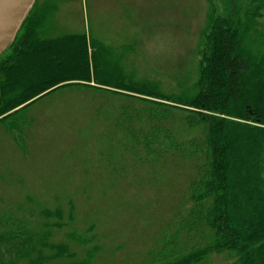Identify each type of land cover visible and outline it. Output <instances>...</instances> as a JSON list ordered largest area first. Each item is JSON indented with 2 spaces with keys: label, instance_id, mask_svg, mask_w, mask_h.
Instances as JSON below:
<instances>
[{
  "label": "rangeland",
  "instance_id": "rangeland-1",
  "mask_svg": "<svg viewBox=\"0 0 264 264\" xmlns=\"http://www.w3.org/2000/svg\"><path fill=\"white\" fill-rule=\"evenodd\" d=\"M231 1L48 0L54 10L45 31L51 37L86 34L90 55L103 66L89 84L110 87L102 84L110 79L103 71H113L110 84L120 90L161 100L185 98L198 90L203 51L220 17H235L251 52L264 55V0H239L238 15ZM113 97L66 86L0 120V213L15 218L0 223V252L7 258L16 255L11 242L23 221L33 234L46 231L50 241L70 244L78 258L84 248L70 235H84L94 225L88 234H97L92 244L102 249L93 264H148L157 240L185 210L189 162L141 159L124 148L123 132L108 121L114 113L107 105L99 109L105 99L119 100ZM133 122L137 129L149 124ZM57 207L65 211V225L45 227L43 211ZM230 260L213 254L203 264Z\"/></svg>",
  "mask_w": 264,
  "mask_h": 264
},
{
  "label": "trees",
  "instance_id": "trees-1",
  "mask_svg": "<svg viewBox=\"0 0 264 264\" xmlns=\"http://www.w3.org/2000/svg\"><path fill=\"white\" fill-rule=\"evenodd\" d=\"M53 10L49 2L37 3L12 52L0 62V116L6 114L0 120L50 89L47 93L86 86L114 95L118 101L105 99L99 109L107 105L114 113L108 121L123 132L124 148L140 153L141 159L185 160L192 172L185 210L157 240L148 264H203L213 254H227L231 260L226 264H264V89L259 91L264 55L251 52L235 17L215 22L196 93L161 100L110 84L116 79L113 71H103L110 79L102 84L110 87L89 84L103 66L94 52L90 55L86 34L48 36L45 28ZM134 120L149 124L137 129ZM74 212L70 204L72 220ZM42 215L45 227L66 223L63 208L45 209ZM11 218L0 213V223ZM26 226L20 221L13 236L16 255L7 258L0 252V264H93L102 249L92 244L97 234H88L94 225L84 235H70L84 248L83 258L70 244L52 242L50 233L33 234Z\"/></svg>",
  "mask_w": 264,
  "mask_h": 264
},
{
  "label": "water",
  "instance_id": "water-1",
  "mask_svg": "<svg viewBox=\"0 0 264 264\" xmlns=\"http://www.w3.org/2000/svg\"><path fill=\"white\" fill-rule=\"evenodd\" d=\"M36 0H0V55L9 48Z\"/></svg>",
  "mask_w": 264,
  "mask_h": 264
},
{
  "label": "flooded vegetation",
  "instance_id": "flooded-vegetation-1",
  "mask_svg": "<svg viewBox=\"0 0 264 264\" xmlns=\"http://www.w3.org/2000/svg\"><path fill=\"white\" fill-rule=\"evenodd\" d=\"M238 1L239 0H233V1H231V7H233V9L235 10V14L236 15H238V10L235 8V6H237Z\"/></svg>",
  "mask_w": 264,
  "mask_h": 264
},
{
  "label": "crops",
  "instance_id": "crops-1",
  "mask_svg": "<svg viewBox=\"0 0 264 264\" xmlns=\"http://www.w3.org/2000/svg\"><path fill=\"white\" fill-rule=\"evenodd\" d=\"M42 1H44V0H41V4H44V3H46L48 0H45L44 2H42Z\"/></svg>",
  "mask_w": 264,
  "mask_h": 264
}]
</instances>
